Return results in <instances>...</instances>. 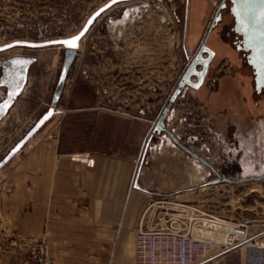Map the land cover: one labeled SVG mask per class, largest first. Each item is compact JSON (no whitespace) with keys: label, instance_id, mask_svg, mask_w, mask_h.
<instances>
[{"label":"crops","instance_id":"0c3cea01","mask_svg":"<svg viewBox=\"0 0 264 264\" xmlns=\"http://www.w3.org/2000/svg\"><path fill=\"white\" fill-rule=\"evenodd\" d=\"M220 2L187 0L184 43L194 54L199 48L195 41L208 24L206 36ZM142 12V8L109 9L80 42L76 68L85 67L90 59L106 63L103 69L114 80L108 86L112 92H147L148 52L155 47L141 28L129 34L120 29L127 20L140 21ZM226 13L222 11L221 21L208 38L215 51L209 73L223 57L243 56L247 60V53L238 48L242 39L240 35L239 40L235 38L234 18L230 11ZM105 21L109 28L107 55L100 54L104 53L101 48L93 54L94 38ZM157 55L152 56L155 63ZM100 58L104 60L100 62ZM247 66L252 69L255 93L264 95V89L256 88L253 68L248 62ZM91 84V104L73 106L67 98L60 112L12 160L0 184V264H34L7 247L8 240L20 236L31 241L44 239L55 264H136L135 231L143 212L162 198L163 191L180 188V175L188 170L180 168L177 146L169 142L172 134L163 137L170 143L166 149L153 150L142 160L150 129L144 108L131 105L130 109L125 104V110L135 111L126 114L116 103L103 105L97 97L101 86L97 81ZM228 86V80H223L218 94L231 93ZM258 104L263 106L264 101ZM166 126L171 132L167 119ZM191 168L195 169V162ZM136 179L140 188L135 187Z\"/></svg>","mask_w":264,"mask_h":264},{"label":"rangeland","instance_id":"374dc122","mask_svg":"<svg viewBox=\"0 0 264 264\" xmlns=\"http://www.w3.org/2000/svg\"><path fill=\"white\" fill-rule=\"evenodd\" d=\"M107 1L0 0V45L14 40L41 41L71 36L77 33L87 18ZM115 7H131L138 11L143 9L140 21L130 23L127 20L125 27L120 29L129 34L130 31L141 28L145 38L153 44L152 47H155L149 48L148 52L147 92L131 95L112 92V88L108 86H112L114 80L108 78L107 71H104L103 65L106 67L107 64L102 62L103 58H100L102 63H94L90 59L85 67L79 69L76 68L75 59L58 106L59 110L65 105L67 98L68 103L73 106L91 104L92 81H97L101 86L97 92L101 104L113 106L116 103V107H122L118 110L126 114L135 112H130L131 105L142 106L144 108L142 112L147 115L150 122L148 141L151 138L148 148L145 147L142 160L145 154H150L153 150L166 149V146L174 142L181 156L178 161L180 168L189 171H186L185 175H180L178 190L163 191L162 197L197 204L206 213L225 219L227 223L245 224L249 236L262 235L264 238V105L258 104L264 101V95L255 93L253 89L250 75L252 69L247 66L246 57H223L207 76L201 91L189 90L180 94L166 118L172 130V139L169 143L163 138L167 135L170 138L168 131L154 133L153 128L188 64L187 54L189 53L192 58L195 55L189 45L186 46L184 43L188 16L187 0H138L122 3L113 8ZM228 10L229 7L223 10L227 12L226 15L229 14ZM212 11L211 8L208 17H211ZM207 26L208 24L202 35L196 39L195 45L198 44L200 47V43L202 44ZM108 29L105 21L104 28H101L99 35L96 33L97 36L94 38L96 45L93 54L101 48L104 53L100 54L107 55ZM92 30L93 28L85 40ZM126 38L129 39L130 36L127 35ZM235 38L239 40V35ZM155 52L158 54V63L152 58ZM17 55L34 56L37 61L31 67L23 94L16 100L5 121L0 123V161L50 107L64 59V48L16 47L1 52L0 60ZM94 65L100 69L97 71L93 68ZM223 80H228V87L231 90L226 96L218 94ZM4 95L6 88L0 86V96ZM125 104H129L130 109L125 110ZM187 149L208 160L227 178L253 179L212 184L211 182L218 179V175ZM15 157L0 169V184L4 181ZM192 162H195L193 171ZM260 176L263 177L258 179ZM224 228L212 230L216 239L213 241L217 245L210 255L240 261L246 255L243 244L233 242L232 245H227L231 249L218 253L219 243L229 242V230ZM24 239L30 240L22 236L8 240V249L14 248L24 260L37 264L31 260L23 245ZM16 240L19 241V247L12 245ZM51 258L54 260L52 256Z\"/></svg>","mask_w":264,"mask_h":264},{"label":"water","instance_id":"95a60500","mask_svg":"<svg viewBox=\"0 0 264 264\" xmlns=\"http://www.w3.org/2000/svg\"><path fill=\"white\" fill-rule=\"evenodd\" d=\"M133 1L138 0H108L105 4L96 9L87 18L82 28L72 36L58 37L41 41L14 40L0 45V53L16 47L43 49L57 46L64 48V59L52 95L50 107L35 122L26 135L0 161V169L3 168L13 157H15L25 144H27V142L54 117V115L60 112L58 106L82 39L87 36L97 23L98 19L109 9L116 5ZM227 7H229V11L234 18V31L236 34L240 35L242 39L241 45L238 46V48L247 53V62L254 70L256 88L258 91H262L264 89V0H247L246 3L238 2V0H221L202 44L196 51L190 63L187 65L175 89L173 90L167 105L164 107L162 113L157 119L153 128L154 133L168 131L166 118L172 105L177 101L178 97L187 86L193 89H199L205 83L209 74L211 62L215 57V51L208 45V38L217 23L221 21L222 11ZM77 37L78 39H75ZM73 40H75L74 47L71 46L70 43H65L72 42ZM36 61L37 58L30 55H17L8 59L0 60V86L6 88V96L2 101H0V122L9 114L16 100L23 94L28 84L31 66ZM150 141L151 138L146 145V149L148 148ZM188 152L199 158L218 175V179L211 182L212 184L219 182L236 183L237 181L243 182L253 179L244 178L241 180H232L227 178L223 176L208 160L197 156L191 150H188ZM262 177L263 176L257 178L260 179ZM135 187L140 188L138 179L135 181Z\"/></svg>","mask_w":264,"mask_h":264},{"label":"built area","instance_id":"2783aa9c","mask_svg":"<svg viewBox=\"0 0 264 264\" xmlns=\"http://www.w3.org/2000/svg\"><path fill=\"white\" fill-rule=\"evenodd\" d=\"M191 60L192 56L188 53V64ZM189 90L193 88L187 86L183 91ZM5 96H0V101ZM219 221L226 223L225 219L206 213L197 204L183 203L169 197L154 200L143 212L135 231L136 264H264V238L262 235L249 236L245 224L234 225V230L228 233L229 242L219 243L218 252H226L231 249L227 245L237 242L243 244L244 258L233 261L210 255L217 244L209 233L218 230L215 225ZM22 241L31 260L37 264H54L44 240ZM18 243L16 240L12 245L19 247Z\"/></svg>","mask_w":264,"mask_h":264},{"label":"bare ground","instance_id":"6f19581e","mask_svg":"<svg viewBox=\"0 0 264 264\" xmlns=\"http://www.w3.org/2000/svg\"><path fill=\"white\" fill-rule=\"evenodd\" d=\"M5 119H6V117L5 118H3V120L0 122L1 124L5 121ZM217 218H219V217H217ZM215 227L217 228V229H221V228H223V227H225L224 229H226L227 228V230H229V231H231V230H234V225H232V224H230V223H220V221H219V223H216V225H215ZM210 234V238L213 240H216L215 239V234L213 233V232H210L209 233ZM223 238V237H222ZM225 239V238H224ZM217 240H219V239H217ZM221 240V239H220Z\"/></svg>","mask_w":264,"mask_h":264},{"label":"snow or ice","instance_id":"6c2138e0","mask_svg":"<svg viewBox=\"0 0 264 264\" xmlns=\"http://www.w3.org/2000/svg\"><path fill=\"white\" fill-rule=\"evenodd\" d=\"M238 2H244V3H246L247 0H238ZM75 39H78V37L75 38ZM65 43H70V45L73 46V47L75 46V40H73L72 42H65Z\"/></svg>","mask_w":264,"mask_h":264}]
</instances>
